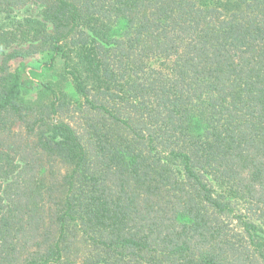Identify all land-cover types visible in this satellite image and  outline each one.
<instances>
[{
  "label": "trees",
  "instance_id": "16d2710c",
  "mask_svg": "<svg viewBox=\"0 0 264 264\" xmlns=\"http://www.w3.org/2000/svg\"><path fill=\"white\" fill-rule=\"evenodd\" d=\"M0 47V264H264V0H0Z\"/></svg>",
  "mask_w": 264,
  "mask_h": 264
},
{
  "label": "rangeland",
  "instance_id": "374dc122",
  "mask_svg": "<svg viewBox=\"0 0 264 264\" xmlns=\"http://www.w3.org/2000/svg\"><path fill=\"white\" fill-rule=\"evenodd\" d=\"M16 14L18 18H23V17H34V18H39L41 19V14H40V7L37 4H28L24 7H21L16 10ZM10 50L5 49L0 47V65L3 62V59L5 58L6 53H9ZM34 65H30L28 68V71H31L34 67V69L39 68V65L34 61Z\"/></svg>",
  "mask_w": 264,
  "mask_h": 264
}]
</instances>
